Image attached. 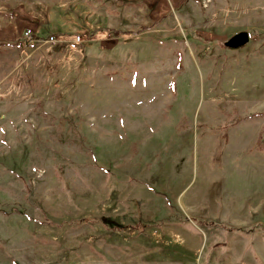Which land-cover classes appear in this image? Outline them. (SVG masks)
<instances>
[{
    "label": "rangeland",
    "instance_id": "obj_1",
    "mask_svg": "<svg viewBox=\"0 0 264 264\" xmlns=\"http://www.w3.org/2000/svg\"><path fill=\"white\" fill-rule=\"evenodd\" d=\"M0 264H264V0H0Z\"/></svg>",
    "mask_w": 264,
    "mask_h": 264
},
{
    "label": "built area",
    "instance_id": "obj_2",
    "mask_svg": "<svg viewBox=\"0 0 264 264\" xmlns=\"http://www.w3.org/2000/svg\"><path fill=\"white\" fill-rule=\"evenodd\" d=\"M21 38L23 41H27L31 45L36 46H41L42 44H54L60 42L61 40H64L63 37L55 34L41 36L30 28H27L23 31ZM80 39L81 38L79 35H75L71 41H73V43H77L80 41Z\"/></svg>",
    "mask_w": 264,
    "mask_h": 264
},
{
    "label": "water",
    "instance_id": "obj_3",
    "mask_svg": "<svg viewBox=\"0 0 264 264\" xmlns=\"http://www.w3.org/2000/svg\"><path fill=\"white\" fill-rule=\"evenodd\" d=\"M250 40L249 33L247 31H240L235 33L225 41V46L231 49H236L244 46Z\"/></svg>",
    "mask_w": 264,
    "mask_h": 264
},
{
    "label": "trees",
    "instance_id": "obj_4",
    "mask_svg": "<svg viewBox=\"0 0 264 264\" xmlns=\"http://www.w3.org/2000/svg\"><path fill=\"white\" fill-rule=\"evenodd\" d=\"M22 43H23L25 46H27V47H30V46H31V44H30L29 42H27V41H23V40H22ZM87 222H90V223H91L92 221H91V220H88ZM101 223L104 224L105 222H104V223L101 222ZM139 223H141V224H139ZM139 223H138V224H139V225H138V229H139V231H140V230L143 229V225H144V224H143L142 222H139ZM142 224H143V225H142ZM105 226H107L106 223H105Z\"/></svg>",
    "mask_w": 264,
    "mask_h": 264
},
{
    "label": "crops",
    "instance_id": "obj_5",
    "mask_svg": "<svg viewBox=\"0 0 264 264\" xmlns=\"http://www.w3.org/2000/svg\"><path fill=\"white\" fill-rule=\"evenodd\" d=\"M36 31L38 32V34H39V35H41V36H43V35H44V34L42 35V26H41V25H40V26H38V28H37V30H36ZM21 34H22V33H21ZM20 36H21V35H20ZM13 44H14V43H13Z\"/></svg>",
    "mask_w": 264,
    "mask_h": 264
}]
</instances>
